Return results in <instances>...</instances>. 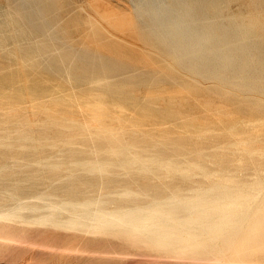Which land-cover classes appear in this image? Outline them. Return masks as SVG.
<instances>
[{
	"label": "bare ground",
	"instance_id": "bare-ground-1",
	"mask_svg": "<svg viewBox=\"0 0 264 264\" xmlns=\"http://www.w3.org/2000/svg\"><path fill=\"white\" fill-rule=\"evenodd\" d=\"M7 4L0 253L264 264V0Z\"/></svg>",
	"mask_w": 264,
	"mask_h": 264
},
{
	"label": "rangeland",
	"instance_id": "rangeland-1",
	"mask_svg": "<svg viewBox=\"0 0 264 264\" xmlns=\"http://www.w3.org/2000/svg\"><path fill=\"white\" fill-rule=\"evenodd\" d=\"M63 2H75V3H78V4H85V1L86 0H62ZM106 2L112 4V5H119L121 6L122 8H125L127 10H129V8H131L130 10H132V2H129L130 0H105ZM131 6V7H130ZM8 9H7V8ZM12 7L10 4H7V0H0V25H3L5 24L6 22V16H5V12H12ZM133 17H134V20L136 23V25L138 27H141V22L135 17V13L132 12ZM27 41H30L33 45H39L41 44L42 40L44 41H47L49 39H25ZM35 56H36V59H33V61H31L32 64H35V63H39L41 64L42 66L39 68V71L40 72H44V71H47V69L44 67V62L46 61V56L37 51L34 53ZM1 63V61H0ZM44 161H47V160H44ZM10 165V164H9ZM159 262H161L160 264H179V263H182V264H188V262L186 263V261H182V260H176V259H163V260H160ZM0 264H46V262L39 258V257H28L27 254L25 255H19L17 254L16 252H10V253H0ZM92 264H146V262H144L143 259L141 258H128V259H125V260H120V261H107V262H100V263H92ZM198 264V263H196ZM200 264V263H199ZM202 264V263H201Z\"/></svg>",
	"mask_w": 264,
	"mask_h": 264
}]
</instances>
